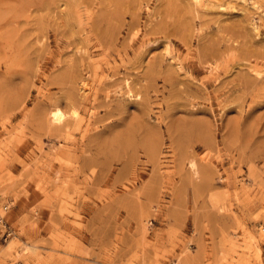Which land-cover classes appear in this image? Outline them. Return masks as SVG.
I'll list each match as a JSON object with an SVG mask.
<instances>
[{
	"label": "rangeland",
	"instance_id": "rangeland-1",
	"mask_svg": "<svg viewBox=\"0 0 264 264\" xmlns=\"http://www.w3.org/2000/svg\"><path fill=\"white\" fill-rule=\"evenodd\" d=\"M192 2L0 0V264H264V0Z\"/></svg>",
	"mask_w": 264,
	"mask_h": 264
},
{
	"label": "bare ground",
	"instance_id": "bare-ground-1",
	"mask_svg": "<svg viewBox=\"0 0 264 264\" xmlns=\"http://www.w3.org/2000/svg\"><path fill=\"white\" fill-rule=\"evenodd\" d=\"M195 4H201V0H192ZM192 2V3H193ZM64 115L62 114V112L58 111V110H52V112H50L49 114V122L51 124H59L61 122H63L64 120ZM27 249V248H26Z\"/></svg>",
	"mask_w": 264,
	"mask_h": 264
},
{
	"label": "built area",
	"instance_id": "built-area-1",
	"mask_svg": "<svg viewBox=\"0 0 264 264\" xmlns=\"http://www.w3.org/2000/svg\"><path fill=\"white\" fill-rule=\"evenodd\" d=\"M10 233L7 231V229H5L4 233H3V241H5V239H7V237H9Z\"/></svg>",
	"mask_w": 264,
	"mask_h": 264
}]
</instances>
